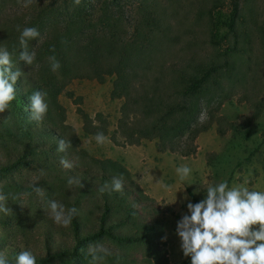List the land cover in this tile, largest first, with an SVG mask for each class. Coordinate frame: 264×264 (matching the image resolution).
I'll return each mask as SVG.
<instances>
[{
    "label": "trees",
    "instance_id": "trees-1",
    "mask_svg": "<svg viewBox=\"0 0 264 264\" xmlns=\"http://www.w3.org/2000/svg\"><path fill=\"white\" fill-rule=\"evenodd\" d=\"M26 2L0 0V49L11 54L12 70L23 73L16 98L0 113V192L11 194L12 210L0 212V253L10 262L30 251L36 264H90L88 244L102 242L111 252L104 264H169L164 218L173 211L147 196L122 162L83 149L59 97L66 94L77 105L86 135L106 137L102 115L91 118L81 97L66 89L75 80L111 78L110 97L122 103L110 140L155 141L161 153H192L212 125L219 136L246 130L264 114V1L192 0L182 24L175 17L182 0H138L132 17L123 0ZM17 25L40 33L27 43L35 53L32 65L19 59ZM53 55L60 63L55 72ZM35 91L46 93L48 104L38 122L31 120ZM233 100L249 113L231 123L218 113ZM203 109L207 119L200 122ZM61 139L72 145L65 152L57 150ZM61 158L73 166L65 169ZM120 176L122 191H99ZM69 177L82 187L68 185ZM34 184L46 189L45 197ZM24 192L30 195L12 199ZM47 199L76 207L78 215L67 227L55 223Z\"/></svg>",
    "mask_w": 264,
    "mask_h": 264
},
{
    "label": "rangeland",
    "instance_id": "rangeland-1",
    "mask_svg": "<svg viewBox=\"0 0 264 264\" xmlns=\"http://www.w3.org/2000/svg\"><path fill=\"white\" fill-rule=\"evenodd\" d=\"M191 1L182 0L177 5L181 10H178V16L175 17L181 20V24L184 21L182 15L188 12ZM122 5L124 12L132 17L138 0H123ZM219 28L222 34L227 32L224 22ZM111 88L112 79L107 78L103 83L75 80L66 89L74 97H81V108L91 118L100 113L107 121L109 134L104 143L98 144L95 136L83 132L77 105L66 94H62L59 101L65 108L66 124L74 128L83 149L96 158H111L122 162L147 196L173 211L164 218L169 264H191L190 257H184L180 250V241L175 234L177 221L187 211L184 196L192 203H195L192 197L199 202L204 198L209 185L222 181H227L229 187L243 184L250 190L264 191V114L246 130H229L223 136H219L216 126L212 125L207 132L197 137L193 144L194 151L188 155L180 152L161 153L157 151L155 141H142L139 145L131 146L122 144L121 137H117L120 144L110 140L122 103L121 100L111 99ZM248 113L246 104L233 100L225 103L218 115L234 123ZM199 119L200 122L207 119L206 110H201ZM181 166L191 169L183 180L176 172ZM160 178L162 181L157 184L156 180ZM165 184L171 187L165 188Z\"/></svg>",
    "mask_w": 264,
    "mask_h": 264
},
{
    "label": "clouds",
    "instance_id": "clouds-1",
    "mask_svg": "<svg viewBox=\"0 0 264 264\" xmlns=\"http://www.w3.org/2000/svg\"><path fill=\"white\" fill-rule=\"evenodd\" d=\"M30 0L24 4L28 6ZM78 5L80 0H75ZM19 43L23 48L19 55L20 61L32 65L35 53L27 50L29 39L37 38L40 33L34 27H25L20 30ZM52 51H55L53 48ZM53 72L60 68L56 57H48ZM11 54L7 49H0V113H3L15 97V84L23 73L12 70ZM46 93L35 91L30 96L31 120L40 121L48 111L45 101ZM98 144H102L107 137L102 132L95 135ZM70 142L61 139L58 141V151L65 152L71 147ZM60 164L65 169L73 165L66 158H61ZM191 169L181 166L176 169L183 180ZM43 174V170H41ZM154 179V177H153ZM162 178L156 180L161 183ZM68 185L79 184L80 181L69 177ZM165 188L170 185L165 184ZM33 191L40 197H45L46 189L32 185ZM123 189V177H114L111 184H105L99 189L120 192ZM11 195V194H9ZM9 195L0 192V212L11 214L8 207ZM30 193L24 192L13 195L12 199H20ZM187 201V211L181 214L176 223L175 234L180 241V250L184 257H190L191 264H264V191L250 190L243 184L229 187L227 181H222L206 188L205 196L197 203L184 196ZM46 206L55 223L64 227L69 226L76 215V207L66 208L55 199H47ZM166 239V237H165ZM87 255L91 258L90 264H104L106 257L111 255L110 250L102 242L90 243L87 246ZM0 264H36V258L30 251H21L13 261H9L0 253Z\"/></svg>",
    "mask_w": 264,
    "mask_h": 264
}]
</instances>
